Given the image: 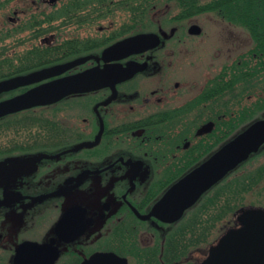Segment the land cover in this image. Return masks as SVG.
I'll return each instance as SVG.
<instances>
[{
	"label": "flooded vegetation",
	"instance_id": "1",
	"mask_svg": "<svg viewBox=\"0 0 264 264\" xmlns=\"http://www.w3.org/2000/svg\"><path fill=\"white\" fill-rule=\"evenodd\" d=\"M162 4L145 17L144 0H0L9 28L0 47L9 38L19 48H0V55L24 67L0 81L88 58L1 91L0 103L98 66L141 67L121 81L0 116V263L17 264L20 246L29 243V263L55 256L52 264H81L115 253L126 264H152L146 251L163 248L188 213L201 220L184 230L207 232L210 215L217 225L231 214L234 225L241 208H264L255 200L241 204L236 188L248 169L264 170L263 144L204 193L217 186L200 210L203 196L174 222L144 217L176 181L264 118V44L256 33L223 11H206L201 21L161 16ZM146 33L159 43L104 59L108 48ZM33 55L51 58L27 69ZM196 259L190 251L180 263Z\"/></svg>",
	"mask_w": 264,
	"mask_h": 264
},
{
	"label": "water",
	"instance_id": "2",
	"mask_svg": "<svg viewBox=\"0 0 264 264\" xmlns=\"http://www.w3.org/2000/svg\"><path fill=\"white\" fill-rule=\"evenodd\" d=\"M193 33L199 26L194 24ZM159 43L155 34L146 33L120 41L104 53L106 61L120 58L128 52L143 50ZM123 53V54H121ZM88 58H78L66 64L54 65L0 81V92L21 85L42 81L63 73ZM141 69L137 63H129L118 68L106 64L74 75L42 83L0 103V116L35 105L56 101L70 93L85 92L131 77ZM264 144V118L255 121L247 129L223 145L199 166L176 181L155 203L150 214L163 221L174 222L180 219L186 209L230 171L258 151ZM29 243L22 244L17 252V264H52L55 256L43 263H29L26 249ZM81 264H126V259L115 253H95ZM199 264H264V208L247 206L241 208L236 223L208 247L206 256Z\"/></svg>",
	"mask_w": 264,
	"mask_h": 264
},
{
	"label": "trees",
	"instance_id": "3",
	"mask_svg": "<svg viewBox=\"0 0 264 264\" xmlns=\"http://www.w3.org/2000/svg\"><path fill=\"white\" fill-rule=\"evenodd\" d=\"M162 1H164V3L175 4L177 13H175L174 16L176 17H193L199 16L206 11H216L219 13L223 11L222 15L240 19L243 25L249 27L251 31L256 33L258 42L264 44V37L261 36L264 34V0H144L145 17L148 15L153 3ZM50 58L51 57L46 55H33L30 58V62L27 64V69L41 65ZM23 68L24 67H16L14 63L9 60L7 55H0V79L11 76ZM241 185H243L242 182ZM236 188H239L238 193L241 199L244 193L243 190L245 189L242 186L241 188L236 186ZM216 190L217 186L209 193L203 195V199L200 200L197 209L200 210L202 208L203 200L207 196L214 199L217 194ZM233 194L234 191L230 189L229 195L233 196ZM217 219L218 217L213 215L208 217L207 232L195 230L188 231L184 230V228L190 225V221L194 222L201 220L199 212L192 214L188 213L181 221L182 225L185 226L182 230H177L165 235L164 243L161 244L163 248H158V250H160L157 251V253H153L150 250L146 251L148 263L175 264V261H181L187 256L189 251L196 249V247H199L204 242L209 243V238H211L213 234L212 229L216 225Z\"/></svg>",
	"mask_w": 264,
	"mask_h": 264
},
{
	"label": "rangeland",
	"instance_id": "4",
	"mask_svg": "<svg viewBox=\"0 0 264 264\" xmlns=\"http://www.w3.org/2000/svg\"><path fill=\"white\" fill-rule=\"evenodd\" d=\"M161 3H164V1H162ZM6 12H8L7 8L1 9L0 10V16L4 18V15L6 14ZM168 12H170V16H174L175 13H177V9H176L175 4H172V3H164V4H162L161 12H160L161 14L160 15L161 16L165 15V13H168ZM214 15H217V14L214 13ZM166 16H168V14ZM203 16H204V13L199 15V16H193V17H194V19H198V21H201L200 18H203ZM8 29H9L8 25L4 24V19H1V21H0V37H3V35L8 31ZM3 42L7 45V47H3V45H1V47H0L1 50H6V52H10V51H12L14 49H19L17 47L12 46L11 43L13 42V40H11L9 38L5 39ZM262 168L261 167H259V168L258 167H252V168L248 169L249 170L248 177L247 178L243 177L241 179V180H243L242 181L243 185H241V184L240 185L245 189V190H243L244 193L242 195V198L240 199V203L241 204H248L252 200H255L257 202H262V203L264 202V181H263L264 177H262V175L264 174L263 173L264 170ZM261 171L263 173L262 175H260ZM236 174L237 173H234V175H236ZM232 178L233 177L227 179L226 182L227 183H231V181L233 180ZM258 179H260V180L263 179L262 180L263 182L261 181L260 183H257L256 181ZM254 183H255V185H254ZM235 185H237V184H235ZM241 186H239V187L241 188ZM230 189L234 190V185L233 186L231 185ZM238 189L239 188H237V190ZM233 223H234V217L231 214H229L226 217H224L223 220L220 221L216 225L211 238H209V243H205L204 242L199 247H196V249L191 250L193 252V257H195V255H196L197 259L195 261L192 260L191 262L190 261L186 262V264H198L199 261L201 260V258H203L201 256V253H205V250H206L207 246L211 242H213L215 239H217L221 235V232L226 227L232 226ZM189 254H190V251H189V253L187 255L189 256ZM175 264H182V263H180V261H175Z\"/></svg>",
	"mask_w": 264,
	"mask_h": 264
}]
</instances>
